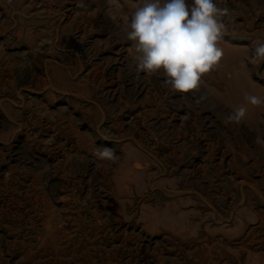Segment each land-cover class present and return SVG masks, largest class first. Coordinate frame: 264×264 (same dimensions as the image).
<instances>
[{
  "label": "rangeland",
  "instance_id": "374dc122",
  "mask_svg": "<svg viewBox=\"0 0 264 264\" xmlns=\"http://www.w3.org/2000/svg\"><path fill=\"white\" fill-rule=\"evenodd\" d=\"M214 2L230 55L180 93L143 0H0V264H264V0Z\"/></svg>",
  "mask_w": 264,
  "mask_h": 264
},
{
  "label": "clouds",
  "instance_id": "9594fccd",
  "mask_svg": "<svg viewBox=\"0 0 264 264\" xmlns=\"http://www.w3.org/2000/svg\"><path fill=\"white\" fill-rule=\"evenodd\" d=\"M227 13L228 9L219 8L214 0H143L127 31L137 54L138 71L148 76L162 71L164 83L175 92L198 90L204 74L220 66L224 55L220 41L226 27L222 18ZM252 58L257 67L264 62V39L255 42ZM245 100L264 104V98L257 95L246 94ZM246 111L243 105L234 108L229 119L238 122ZM93 154L101 160L114 158V150L107 147Z\"/></svg>",
  "mask_w": 264,
  "mask_h": 264
},
{
  "label": "bare ground",
  "instance_id": "6f19581e",
  "mask_svg": "<svg viewBox=\"0 0 264 264\" xmlns=\"http://www.w3.org/2000/svg\"><path fill=\"white\" fill-rule=\"evenodd\" d=\"M223 50H224V55H223L222 58H223V60H224V59L226 58L225 55H230V54H229V50H228V49H227V50L223 49ZM221 61H222V59H221ZM223 66H224V65H223ZM226 71H227V70H226ZM231 74H232V73H231ZM232 76H233V75H232ZM229 77H230V76H229ZM261 81H262V80H261ZM205 87H206V86H205ZM248 105H249V104H248ZM128 154H129V153H128ZM65 221H66V220H65Z\"/></svg>",
  "mask_w": 264,
  "mask_h": 264
}]
</instances>
